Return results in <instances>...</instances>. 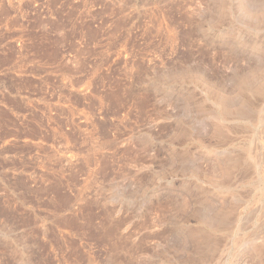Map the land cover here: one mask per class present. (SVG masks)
Masks as SVG:
<instances>
[{"label":"rangeland","instance_id":"obj_1","mask_svg":"<svg viewBox=\"0 0 264 264\" xmlns=\"http://www.w3.org/2000/svg\"><path fill=\"white\" fill-rule=\"evenodd\" d=\"M0 264H264V0H0Z\"/></svg>","mask_w":264,"mask_h":264}]
</instances>
